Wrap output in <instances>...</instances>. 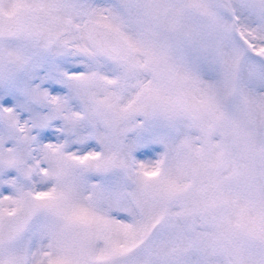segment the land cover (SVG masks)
Wrapping results in <instances>:
<instances>
[{"label": "snow or ice", "instance_id": "snow-or-ice-1", "mask_svg": "<svg viewBox=\"0 0 264 264\" xmlns=\"http://www.w3.org/2000/svg\"><path fill=\"white\" fill-rule=\"evenodd\" d=\"M0 264H264V0H0Z\"/></svg>", "mask_w": 264, "mask_h": 264}]
</instances>
